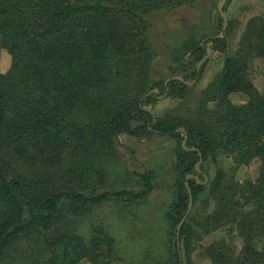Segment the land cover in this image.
I'll use <instances>...</instances> for the list:
<instances>
[{
	"label": "trees",
	"instance_id": "1",
	"mask_svg": "<svg viewBox=\"0 0 264 264\" xmlns=\"http://www.w3.org/2000/svg\"><path fill=\"white\" fill-rule=\"evenodd\" d=\"M195 1L0 0V48L11 58L0 73V264L19 240L33 248L26 264H122L102 226H93L88 239L63 228L108 201L140 203L152 192L150 171L123 167L113 174L107 165L121 134L178 142L173 198L164 212L165 264H183V254L193 264L195 228L225 229L234 243L220 238L206 246L211 264H264V93L247 78L251 57L264 60V19L248 21L233 54L220 31L187 41L189 57L179 58L172 78L151 79L157 54L149 15ZM208 44L224 55L223 64L195 118L155 116L148 106L159 97L185 96L189 79L199 76L188 71ZM233 93L246 102L233 104ZM253 159L261 162L257 179L234 180L235 168ZM208 161L216 171L205 182ZM205 192L211 211L201 224L188 217L177 244L176 226Z\"/></svg>",
	"mask_w": 264,
	"mask_h": 264
},
{
	"label": "rangeland",
	"instance_id": "2",
	"mask_svg": "<svg viewBox=\"0 0 264 264\" xmlns=\"http://www.w3.org/2000/svg\"><path fill=\"white\" fill-rule=\"evenodd\" d=\"M220 17L224 18L222 21L225 23L222 30H219ZM254 17L264 19V0H197L171 10L151 13L148 40L157 54L150 71L151 79L165 81L172 78L179 58L189 57L183 46L191 39L201 40L203 36H210L220 31V35L226 36L229 51L233 54L238 48L237 45L248 21ZM206 49L207 58L202 62L193 63L192 69L188 71L189 73L196 68L199 70V76L193 80L189 79L187 82L189 89L185 96L180 99L159 97L156 102L148 106L155 116L195 118L201 106L203 91L221 70L223 64V54L212 50L209 44ZM10 61L9 54L0 48V73H5L9 69ZM176 77L181 78V76ZM247 78L258 92L264 93V60L261 57H251ZM229 99L235 105L244 104L247 100L241 93H233ZM208 106H211V103ZM176 146L178 142L167 137L151 136L136 139L125 134L119 135L114 144L115 154L108 160L107 165L113 174L122 171L123 167L140 173L145 170L150 171L154 178L152 192L140 203L125 205L122 202L108 201L86 216L70 218L63 228H69L88 239L92 227L100 225L113 239L114 250L117 257L122 260V264H165L167 232L164 212L173 198ZM227 161L229 164L226 163L223 167L226 174L228 167H233L230 160ZM203 165L205 182H209L214 177L216 166L211 161ZM260 166V160L253 159L246 166L236 167L234 180L239 183L245 180L254 182L258 177ZM108 178L113 185L116 177L110 175ZM206 197L208 192H205L200 202L191 205L187 218L192 216L201 224L202 215L211 211L210 207L206 208L204 201ZM177 227L178 225L175 228V235ZM194 230L198 233L194 238L193 251L190 254L193 264H211L203 250L220 238H225L227 244H234L228 236H224L227 233L224 232L225 229L208 233L200 231L199 228ZM235 242L239 248L241 241L235 239ZM179 246L182 248L180 242ZM32 249L27 242L19 240L11 245L5 256V262L26 264L27 253H32ZM182 263L185 264L184 254ZM80 264L89 263L83 261Z\"/></svg>",
	"mask_w": 264,
	"mask_h": 264
},
{
	"label": "water",
	"instance_id": "3",
	"mask_svg": "<svg viewBox=\"0 0 264 264\" xmlns=\"http://www.w3.org/2000/svg\"><path fill=\"white\" fill-rule=\"evenodd\" d=\"M220 12H221V10H220ZM223 20H224V18H223ZM224 27H225V23H224ZM206 58H207V55L201 60V62L204 61ZM187 84L189 85V83H187ZM191 205H192V202L190 201L186 214L183 216V218L181 219L180 223L178 224L177 231H176L177 244H178V235H179V231H180L181 225L183 224V222H185V220H186V218H187V216L189 214V211L191 209Z\"/></svg>",
	"mask_w": 264,
	"mask_h": 264
}]
</instances>
